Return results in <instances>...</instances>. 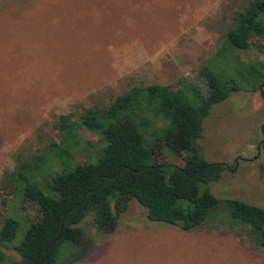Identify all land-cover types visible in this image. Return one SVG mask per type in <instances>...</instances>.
<instances>
[{"label":"rangeland","instance_id":"1","mask_svg":"<svg viewBox=\"0 0 264 264\" xmlns=\"http://www.w3.org/2000/svg\"><path fill=\"white\" fill-rule=\"evenodd\" d=\"M28 1L18 13V1L0 0V178L13 169L17 152L26 158L42 152L34 137L37 128L46 139L58 141L52 128L58 115L106 107L130 86H173L180 79L201 86L197 71L217 51L232 17L227 0ZM259 45L237 52L238 60L263 61L264 43ZM222 61L215 59L212 69L229 72ZM260 93L264 84L260 92L231 93L204 119L199 140L204 159L227 170L199 192L264 209ZM78 139L91 136L79 131ZM156 154L157 162L175 163L161 148ZM75 160L82 162L79 156ZM11 201L9 211L0 206V222L8 213L21 225L38 219L34 204L25 202L13 212ZM21 225L14 243L26 228ZM78 227L81 246L74 252L65 244L59 254L67 264H264V250L253 248L241 227L207 224L184 233L148 222L135 201L111 234L97 233L88 219ZM2 253L7 260L0 264L18 261L13 251Z\"/></svg>","mask_w":264,"mask_h":264},{"label":"trees","instance_id":"2","mask_svg":"<svg viewBox=\"0 0 264 264\" xmlns=\"http://www.w3.org/2000/svg\"><path fill=\"white\" fill-rule=\"evenodd\" d=\"M15 1L18 13L29 4ZM227 3L232 17L217 51L197 71L201 86L183 79L173 86H130L106 107L58 115L52 123L58 141L46 139L41 127L34 131L43 150L28 158L20 151L15 154L13 169L0 178V206L12 200L14 212L32 203L38 219L21 225L12 214L2 218L0 263L7 260L4 249L18 256L15 264H67L59 254L65 244L74 252L81 246L78 225L88 219L97 233L111 234L130 201L144 209L148 222L184 233L207 224L241 227L249 244L264 250V209L199 192L201 185L218 181L227 170L204 159L199 144L204 119L229 94L260 92L264 84V60L243 64L237 56L264 43V0ZM231 56L234 62L228 61ZM218 57L223 67H231L229 72L212 69ZM260 97L264 114V93ZM158 121L162 124L146 136L144 131ZM79 131L91 139L80 141ZM159 148L175 163L157 162ZM20 225L26 228L14 243Z\"/></svg>","mask_w":264,"mask_h":264},{"label":"water","instance_id":"3","mask_svg":"<svg viewBox=\"0 0 264 264\" xmlns=\"http://www.w3.org/2000/svg\"><path fill=\"white\" fill-rule=\"evenodd\" d=\"M260 130H261L262 135H264L263 126L260 127ZM261 142H264V139H263ZM259 144H260V143H259ZM256 149H257V152H258V146H257ZM254 158H255V157H254ZM254 158H253V159H254Z\"/></svg>","mask_w":264,"mask_h":264},{"label":"flooded vegetation","instance_id":"4","mask_svg":"<svg viewBox=\"0 0 264 264\" xmlns=\"http://www.w3.org/2000/svg\"><path fill=\"white\" fill-rule=\"evenodd\" d=\"M258 145H259V144H258ZM258 145H257V146H258ZM256 150H257V149H256ZM257 153H258V152H257Z\"/></svg>","mask_w":264,"mask_h":264}]
</instances>
